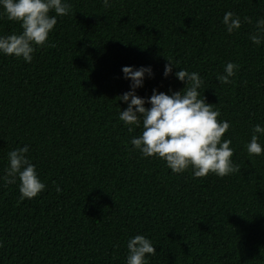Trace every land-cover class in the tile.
I'll use <instances>...</instances> for the list:
<instances>
[{
  "label": "trees",
  "instance_id": "trees-1",
  "mask_svg": "<svg viewBox=\"0 0 264 264\" xmlns=\"http://www.w3.org/2000/svg\"><path fill=\"white\" fill-rule=\"evenodd\" d=\"M68 3L30 63L0 55V176L7 152L27 144L45 184L21 200L19 181L0 180V264H125L136 234L155 246L148 264H264V154L244 149L253 125L264 126V42L248 38L264 0ZM227 11L241 18L232 34ZM20 32L0 18V35ZM166 58L178 62L168 77ZM229 61L239 67L221 84ZM123 66H151L136 89L143 98L182 90L179 67L198 72L201 98L229 122L222 139L239 171L194 178L133 150L141 128L118 118L127 105L117 96L130 90Z\"/></svg>",
  "mask_w": 264,
  "mask_h": 264
},
{
  "label": "clouds",
  "instance_id": "clouds-1",
  "mask_svg": "<svg viewBox=\"0 0 264 264\" xmlns=\"http://www.w3.org/2000/svg\"><path fill=\"white\" fill-rule=\"evenodd\" d=\"M102 2L109 6V0ZM69 10L68 0H0V18L18 22L21 28L18 35H0V55L14 56L30 63L35 49L46 44L49 33L57 24V17L67 15ZM52 12L55 15H50ZM243 19L251 23L249 17ZM221 23L225 31L232 34L240 29L241 18L227 11ZM248 38L255 45L264 42V18L256 20L254 31ZM166 59L169 63L164 65V77L173 74V67L178 66V62ZM238 67L231 61L227 62L222 73L217 74V81L230 83ZM121 71L124 78L130 80V90L117 96L127 105L120 109L118 118L130 132L133 127L141 128L140 134L127 142L133 150H138L142 157L163 160L172 173L181 174L191 169L194 178L210 173L224 177L239 171V165L231 159V140L222 139L230 127L229 122L218 120L219 111L214 110L204 96L201 98L199 89L203 80L198 72L179 67L174 75L184 83L182 90L172 91L169 95L153 89L151 96L143 98L136 94V89L143 86L146 74L148 77L153 75L151 66H123ZM261 136H264V126L259 123L253 125L250 140L244 145L249 158L264 154V144L259 142ZM28 152L27 144L8 151L4 175L0 176L5 184L19 181L21 200L32 199L45 189ZM56 191H61L58 184ZM126 249L125 264H148L149 257L156 254L153 243L142 234L130 236Z\"/></svg>",
  "mask_w": 264,
  "mask_h": 264
}]
</instances>
